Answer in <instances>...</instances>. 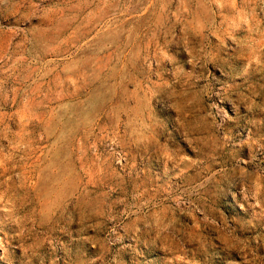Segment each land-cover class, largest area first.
I'll use <instances>...</instances> for the list:
<instances>
[{
  "label": "rangeland",
  "instance_id": "374dc122",
  "mask_svg": "<svg viewBox=\"0 0 264 264\" xmlns=\"http://www.w3.org/2000/svg\"><path fill=\"white\" fill-rule=\"evenodd\" d=\"M0 264H264V0H0Z\"/></svg>",
  "mask_w": 264,
  "mask_h": 264
}]
</instances>
